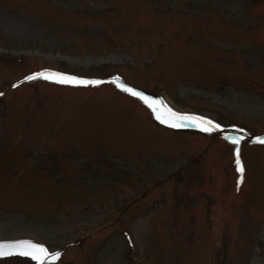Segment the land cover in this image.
Instances as JSON below:
<instances>
[{
	"label": "rangeland",
	"instance_id": "374dc122",
	"mask_svg": "<svg viewBox=\"0 0 264 264\" xmlns=\"http://www.w3.org/2000/svg\"><path fill=\"white\" fill-rule=\"evenodd\" d=\"M0 264H264V0H0Z\"/></svg>",
	"mask_w": 264,
	"mask_h": 264
}]
</instances>
